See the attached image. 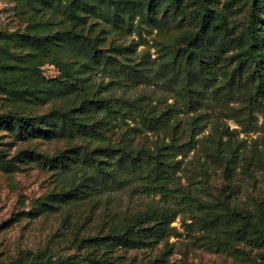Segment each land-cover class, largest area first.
Listing matches in <instances>:
<instances>
[{"label":"rangeland","instance_id":"374dc122","mask_svg":"<svg viewBox=\"0 0 264 264\" xmlns=\"http://www.w3.org/2000/svg\"><path fill=\"white\" fill-rule=\"evenodd\" d=\"M252 4L0 0V64L11 66L0 71V114L32 119L0 121V264H264V114L249 108L256 77L243 33ZM260 15L264 74V10ZM202 24L197 52L209 55L187 58V39ZM27 32L43 39L19 36ZM60 64L83 91L28 90L60 76ZM193 71L202 76L194 107L184 91ZM133 72L144 76L132 80ZM229 86L238 90L236 101L201 104ZM90 96L101 102L90 105ZM138 107L161 118V127L146 128ZM79 124L107 142H88ZM164 146L178 149L171 163L183 191L168 202L143 193L140 176L123 186L88 168L111 166L123 151ZM163 208L177 212L163 238L140 231L154 226L141 217ZM233 212L248 221L213 226Z\"/></svg>","mask_w":264,"mask_h":264},{"label":"trees","instance_id":"16d2710c","mask_svg":"<svg viewBox=\"0 0 264 264\" xmlns=\"http://www.w3.org/2000/svg\"><path fill=\"white\" fill-rule=\"evenodd\" d=\"M264 10V0H253L252 8L250 11V16L248 24L244 29L245 37V48L244 54L247 60H249L254 66L253 74L256 77L255 91L250 98L249 108L252 113H263L264 114V74L260 70V54L258 52V47L261 39V30L259 23L261 20L260 11ZM210 13L207 10L203 11L202 18L209 22ZM222 16L216 14L213 20L214 22L221 21ZM206 28L202 24L201 29L198 32L187 39L184 53L187 58H192L193 56L203 57L209 55L206 53L197 52L198 44L203 40V37L206 34ZM20 37L28 38L32 41L39 42L43 39L41 36L32 35L30 32L26 34H19ZM88 47V45H84ZM97 53L94 54L92 58L97 57ZM203 62L200 64L202 65ZM10 65L0 64V71L10 69ZM60 76L52 80H43L41 84L29 87L31 93L38 91H47L49 95H63L71 93L73 91H83L84 86L74 78L68 71L67 65L60 64ZM140 73H131L130 78L132 80H138ZM142 75L141 77H143ZM202 85V76L197 72L193 71L187 75L184 91L188 95L189 100L188 104L192 107L197 105L196 98L197 94H200V87ZM214 99H206L201 104H204L208 108H214L218 103L224 102L222 98L227 99L228 103L236 101L238 98V90L233 87H224L223 89L217 91ZM89 104H93L95 99L94 97H89ZM94 100V101H93ZM96 103L101 101L97 100ZM227 104L224 103V106ZM137 115L140 119V122L145 125L150 131L158 130L162 125L161 118H152L145 113L144 109L138 107ZM105 109L102 110V113H107ZM0 121L13 122L18 125H29L32 122V119L23 117L17 112H12L8 114H0ZM77 131L81 133L84 138L91 142L92 144H105L107 140L102 137L101 134L96 133V131L90 130V127L87 125H76ZM173 150L172 147L164 146L160 150L156 151H139L137 154H133L130 151H123L119 158L114 161L111 166L106 165L102 166V163L96 165L90 163L88 168L98 175H103L109 177L118 185L128 186L134 180L135 176H140V182L143 186V193L147 196H152L154 193H160L163 196V201L168 202L167 199L171 194H181L183 191L181 189V183L178 177L175 175L174 164L171 163ZM127 174L128 176L124 175ZM183 203H189V197L182 195ZM177 217V212L170 209H161L153 213H148L141 217L140 224H154L153 228L141 229L140 231L150 233L152 238L160 239L163 238L164 233L170 230V225ZM239 220L248 221V215L243 212H233L232 216L224 217V219H213V226L221 227L232 222H237ZM75 264L74 262L67 260H58L53 261L52 259H40L29 264Z\"/></svg>","mask_w":264,"mask_h":264}]
</instances>
